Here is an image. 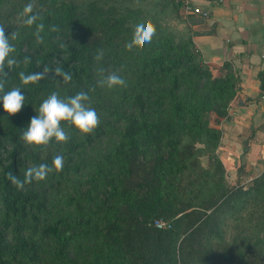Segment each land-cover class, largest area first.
<instances>
[{
  "label": "trees",
  "instance_id": "16d2710c",
  "mask_svg": "<svg viewBox=\"0 0 264 264\" xmlns=\"http://www.w3.org/2000/svg\"><path fill=\"white\" fill-rule=\"evenodd\" d=\"M37 5L40 40L35 25L22 23L24 6L0 0V27L14 33L17 60L0 77V89L20 87L25 94L16 114L0 109V264H264V217L239 242L224 243L223 218L251 191L232 188L215 203L178 209L194 144L217 148L218 125L240 93L233 72L215 76L199 59L186 38L181 0ZM139 18L154 26L147 43L134 36ZM113 66L126 77L101 84ZM44 68L39 81L21 83L20 72ZM52 91L87 92L100 118L87 134L62 122L65 142L28 145L21 132ZM40 163L49 167L44 179L25 176ZM256 182L254 190L264 194V177ZM157 219H168L171 228L158 229Z\"/></svg>",
  "mask_w": 264,
  "mask_h": 264
},
{
  "label": "crops",
  "instance_id": "0c3cea01",
  "mask_svg": "<svg viewBox=\"0 0 264 264\" xmlns=\"http://www.w3.org/2000/svg\"><path fill=\"white\" fill-rule=\"evenodd\" d=\"M203 7L208 19L182 9L186 38L215 76L231 71L240 85L241 104L218 125L220 150L235 161L242 160L243 151L255 158L264 148V0H205Z\"/></svg>",
  "mask_w": 264,
  "mask_h": 264
},
{
  "label": "clouds",
  "instance_id": "9594fccd",
  "mask_svg": "<svg viewBox=\"0 0 264 264\" xmlns=\"http://www.w3.org/2000/svg\"><path fill=\"white\" fill-rule=\"evenodd\" d=\"M22 23L25 25H35V35L37 40L42 39L40 35L44 29V24L38 22L39 13L33 10V0H27L21 12ZM154 32V26L145 18H139L135 25L134 36L137 39L149 42ZM14 33L5 34V29L0 27V77H6L8 72L16 65L17 60L14 55V44L11 38ZM130 40L132 37L129 38ZM103 56V50L97 49L94 59L100 60ZM48 71L44 68L42 71L19 73L20 81L23 85L39 81ZM103 71V69H101ZM56 73H60L65 81L71 79L67 72L56 68ZM126 73L121 68L113 66L107 71L100 80L103 84L107 81L125 78ZM25 94L20 87H12L7 91L0 89V109L8 115L19 112L24 106ZM35 114L30 118L28 124L21 132V140L31 146L47 145L50 141L65 142L68 139L67 133L62 126V122L71 124L77 131L87 134L96 126L100 112L98 109L89 106V96L85 91H77L72 95L61 97L56 91H52L42 100L38 109H34ZM53 165L59 168L62 163V156L53 157ZM49 167L45 163L28 168L25 176L33 179H44ZM13 183H17L15 176L10 177Z\"/></svg>",
  "mask_w": 264,
  "mask_h": 264
},
{
  "label": "rangeland",
  "instance_id": "374dc122",
  "mask_svg": "<svg viewBox=\"0 0 264 264\" xmlns=\"http://www.w3.org/2000/svg\"><path fill=\"white\" fill-rule=\"evenodd\" d=\"M8 1L15 6H24L27 2V0ZM37 2L38 0H33V8L38 6ZM220 143L221 140L215 149L206 148L203 141L194 144L191 168L180 182L181 197L178 209L192 210L215 203L232 188L240 187L251 191L247 200L237 205V211L222 220L224 243L228 245L237 237L239 242L246 235L247 229L263 222L264 194H257L254 185L256 187L257 179L264 177V148L255 158H251V155H247V151H243L242 160L235 161L224 157ZM165 221L169 220L165 219Z\"/></svg>",
  "mask_w": 264,
  "mask_h": 264
},
{
  "label": "built area",
  "instance_id": "2783aa9c",
  "mask_svg": "<svg viewBox=\"0 0 264 264\" xmlns=\"http://www.w3.org/2000/svg\"><path fill=\"white\" fill-rule=\"evenodd\" d=\"M183 4V11L185 14L198 15L203 19H208L210 16L209 10L203 7L205 0H181ZM154 226L158 229L171 228V224L163 219H157L154 221Z\"/></svg>",
  "mask_w": 264,
  "mask_h": 264
},
{
  "label": "water",
  "instance_id": "95a60500",
  "mask_svg": "<svg viewBox=\"0 0 264 264\" xmlns=\"http://www.w3.org/2000/svg\"><path fill=\"white\" fill-rule=\"evenodd\" d=\"M241 104V98L237 97L236 100L234 101L233 105H239Z\"/></svg>",
  "mask_w": 264,
  "mask_h": 264
}]
</instances>
